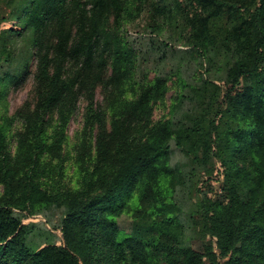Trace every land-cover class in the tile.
<instances>
[{
	"label": "trees",
	"instance_id": "trees-1",
	"mask_svg": "<svg viewBox=\"0 0 264 264\" xmlns=\"http://www.w3.org/2000/svg\"><path fill=\"white\" fill-rule=\"evenodd\" d=\"M2 1L7 17L0 21V68L14 64L9 38L30 37L38 102L27 122L34 139L15 159L0 127V264H264V0H179L173 8L152 2L149 9L151 34L172 26L184 46L208 62L203 91L217 79L228 87L211 132H217L218 118L235 124L216 135L215 148L230 199L203 198L200 209L202 227L216 238L219 254L212 245L185 241L176 197L182 183L169 165L171 138L186 150L188 141L209 133L153 122L169 79L137 77L138 55L119 27L124 18L148 11L150 0H137L138 6L136 0ZM19 66L0 70V97L28 77L29 63ZM99 85L105 86L110 124H104L103 107L96 109V162L74 191L66 185L63 164L56 181L42 164L46 117L84 94L92 108ZM63 145L64 135L51 146L61 162ZM50 211L59 213L53 228L58 242L35 245L30 237L37 224L25 219Z\"/></svg>",
	"mask_w": 264,
	"mask_h": 264
},
{
	"label": "rangeland",
	"instance_id": "rangeland-1",
	"mask_svg": "<svg viewBox=\"0 0 264 264\" xmlns=\"http://www.w3.org/2000/svg\"><path fill=\"white\" fill-rule=\"evenodd\" d=\"M178 1L150 0L146 9L153 11L150 7L152 2L173 8ZM132 2L137 6L140 3L137 0ZM148 11L135 20L124 18L119 27L138 55L137 77L147 76L153 79L157 74H163L169 79L164 99L154 105L153 122L156 124L170 121L174 127L186 125L200 130L202 128L209 133V136L199 142L188 141L187 149L192 150L190 154L187 153V149L177 146L175 137L171 138L168 142L169 165L172 169L178 170L179 181L182 183L176 185V197L182 206L180 219L185 227V241L196 246L212 245L213 250L219 254L216 238H212L202 227L200 209L203 198L213 203H228L230 199L229 191L224 188L227 179L226 169L216 157L215 148L216 141L218 143L216 135H220L235 124L228 119L218 118L217 132H211L212 122L217 119V113L224 107L223 97L228 87L222 80L217 79L212 80L214 86L208 92L203 91L201 74L207 69L208 62L192 54L181 42L179 33H172V26H164L160 35L158 32L155 36L151 34L154 27H148L150 13ZM3 17H7V9L4 1L0 0V21ZM114 20L112 16L111 26H115ZM177 24L181 25L180 21ZM4 25L0 26V31L5 28ZM7 25L10 26L9 23ZM6 45L10 55L14 56V64L9 69L4 65L0 68L1 72L12 71L14 66L17 67L24 62L29 63V74L26 75L28 77L20 84L9 85L5 94L0 97V127L4 128L6 135L5 148L11 158L15 159L24 145L34 139L33 134L29 133L27 122L37 109V83L34 81L36 62L35 57L30 56L33 43L27 35L10 37ZM23 68L19 66L18 70ZM208 77L213 78V72L208 73ZM105 93V86L99 85L92 108L84 94L79 95L72 106L69 105L66 109L55 108L46 117L43 134L46 153L41 156L42 164L48 167L55 181L58 179L57 168L63 164L66 185L71 190L81 188L82 175L86 169L92 170L96 162L95 143L100 127L96 116L93 115L94 112L98 113L96 109L103 107L102 111L105 113L103 121L109 127L110 118L104 107ZM62 135H64L63 162L55 157L56 154L51 147ZM3 192L4 187L0 184V196ZM57 220H60L59 213L53 214L51 211L46 216L25 219L26 224L31 222L37 224L30 237L35 245L58 242L59 231L56 233L53 230Z\"/></svg>",
	"mask_w": 264,
	"mask_h": 264
}]
</instances>
